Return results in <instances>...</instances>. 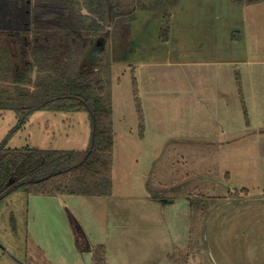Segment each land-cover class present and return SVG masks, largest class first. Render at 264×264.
Returning <instances> with one entry per match:
<instances>
[{"label":"rangeland","instance_id":"1","mask_svg":"<svg viewBox=\"0 0 264 264\" xmlns=\"http://www.w3.org/2000/svg\"><path fill=\"white\" fill-rule=\"evenodd\" d=\"M215 1L222 44L238 59L232 65L183 49L179 12L210 17ZM244 1L136 0L128 15L113 10L111 35L94 52H105L104 85L113 96V194L10 193L0 200V264H96L90 248L100 245L106 264H264V1L249 3L243 15L237 3ZM177 12L172 39L162 42L165 17L172 28ZM239 31L246 38L236 47ZM230 72L242 84L238 96L222 97L231 103L215 112L216 89L199 81L221 76L224 83ZM17 121L13 110L0 112V142ZM90 136L88 113L40 110L8 145L86 149Z\"/></svg>","mask_w":264,"mask_h":264},{"label":"trees","instance_id":"2","mask_svg":"<svg viewBox=\"0 0 264 264\" xmlns=\"http://www.w3.org/2000/svg\"><path fill=\"white\" fill-rule=\"evenodd\" d=\"M135 7L136 0H0V84L12 85V90L0 88V112L13 110L18 116L16 126L0 142V200L15 191L88 197L113 194V96L104 85L105 52L102 56L93 52L99 40L106 46L113 10L128 15ZM170 19L165 17L162 42L170 39ZM237 83L241 87L238 77ZM133 87L144 135L146 117L135 74ZM40 110L88 113V147L9 146L12 136ZM189 201L199 209V201L192 196ZM92 251L96 264H106L104 245Z\"/></svg>","mask_w":264,"mask_h":264},{"label":"crops","instance_id":"3","mask_svg":"<svg viewBox=\"0 0 264 264\" xmlns=\"http://www.w3.org/2000/svg\"><path fill=\"white\" fill-rule=\"evenodd\" d=\"M259 1H262V0H259ZM251 2L253 3V0H245L242 3H237L238 5L240 4V6L242 8L241 13L243 15H244L245 8ZM216 3H217V1H215V5L213 4L214 14L211 15L210 17H208L207 15L201 16L198 13L193 14L196 16V17H194L193 15L190 14L189 11H186L184 13L179 12V13H181V15L182 14L184 15L183 25H182V30H181V31H183V34H182V39H183L182 41L184 44L183 49L188 55H191L193 53L205 54V56L208 57V58H206L205 63H207L209 61V63H211V64H220V65H223V64L229 65L230 64V65H232L234 63H238V62H236V61H238V59H237V56L235 54L233 55V52H230L232 49L231 46H228V44H226V46H223V44H222L223 20L221 19L220 14H219L220 10H217L218 5H216ZM171 15H172V21H174L173 22L174 25L171 28L172 33L170 35V39L167 42V44L172 39L173 32L178 27V22L180 20V19H178V16H179L178 12H177L176 16H175V13H173ZM206 18L208 20H205ZM177 20H178V22H177ZM202 20H204V21H202ZM243 20L244 21H242L241 24L244 25V23H245L244 17H243ZM235 36L237 38V42H236V47H237L238 42L245 39L246 35L244 32L239 31L238 35H235ZM191 38H193V40L195 39L199 44L198 45L194 44V43L192 44ZM233 56H234V58H233ZM211 64L209 66H212ZM209 73H211V71H209ZM214 73L216 75L217 71ZM232 79H233V73L230 72L229 79L225 80L224 83H223L221 76H219L220 82L219 81H215L214 83L212 81L208 82L205 78L203 80L199 81V87L201 86V87H204L206 89H209V88H215L216 89L215 97H217L216 98L217 107H216L215 112L221 113L222 110L224 108H227L228 105L231 103L230 102L231 98L238 96V92L236 91V88H238L237 83L235 84L234 83L235 80L234 79L232 80ZM222 97L230 98V101L227 100L226 102H223ZM223 104H225V106ZM90 250H92V249L90 248Z\"/></svg>","mask_w":264,"mask_h":264},{"label":"flooded vegetation","instance_id":"4","mask_svg":"<svg viewBox=\"0 0 264 264\" xmlns=\"http://www.w3.org/2000/svg\"><path fill=\"white\" fill-rule=\"evenodd\" d=\"M101 45H102V42H101L100 40L97 41L98 49H95L94 52H95L96 50H97V51L100 50V48L103 47V46H101ZM94 52H93V53H94ZM94 55H95V54H94Z\"/></svg>","mask_w":264,"mask_h":264}]
</instances>
